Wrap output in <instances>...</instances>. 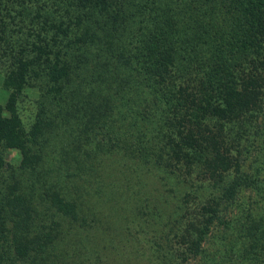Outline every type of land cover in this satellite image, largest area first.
Masks as SVG:
<instances>
[{"label": "trees", "instance_id": "trees-1", "mask_svg": "<svg viewBox=\"0 0 264 264\" xmlns=\"http://www.w3.org/2000/svg\"><path fill=\"white\" fill-rule=\"evenodd\" d=\"M0 264H264V0H0Z\"/></svg>", "mask_w": 264, "mask_h": 264}, {"label": "rangeland", "instance_id": "rangeland-1", "mask_svg": "<svg viewBox=\"0 0 264 264\" xmlns=\"http://www.w3.org/2000/svg\"><path fill=\"white\" fill-rule=\"evenodd\" d=\"M13 156H14V155H13ZM14 157H16V155H15Z\"/></svg>", "mask_w": 264, "mask_h": 264}]
</instances>
